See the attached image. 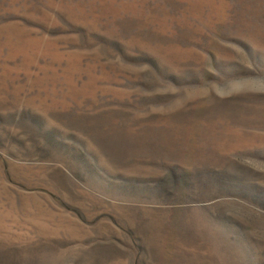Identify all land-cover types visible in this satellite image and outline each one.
Here are the masks:
<instances>
[{
  "label": "rangeland",
  "instance_id": "obj_1",
  "mask_svg": "<svg viewBox=\"0 0 264 264\" xmlns=\"http://www.w3.org/2000/svg\"><path fill=\"white\" fill-rule=\"evenodd\" d=\"M0 264H264V0H0Z\"/></svg>",
  "mask_w": 264,
  "mask_h": 264
}]
</instances>
